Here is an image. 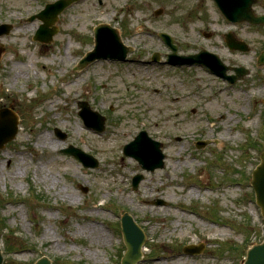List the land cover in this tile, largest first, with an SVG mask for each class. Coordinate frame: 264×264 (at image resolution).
<instances>
[{"label": "rangeland", "instance_id": "1", "mask_svg": "<svg viewBox=\"0 0 264 264\" xmlns=\"http://www.w3.org/2000/svg\"><path fill=\"white\" fill-rule=\"evenodd\" d=\"M51 1L0 0V24L12 26L0 36L5 102L0 108L20 118L14 137L0 148L2 264H33L41 256L52 264H120L124 212L146 236L136 264L158 258L157 264H242L246 250L264 239V219L249 183L264 149V64L256 65L264 50V25L230 24L210 0H102V5L81 0L59 14L58 32L42 44L32 39L40 21L28 18ZM159 8L162 13L155 16ZM252 9L264 13L260 3ZM99 23L118 29L132 48L129 59L98 60L74 70L93 47L92 29ZM227 31L243 39L248 51H230L223 38ZM159 32L174 38L178 53L204 48L250 72L230 85L202 66L174 67L164 58L152 62L153 52H170ZM15 66L25 73L14 79ZM54 92L60 99L49 103ZM10 98L15 107L6 103ZM79 100L105 116L102 132L84 126ZM163 114L177 117L176 124L155 126ZM55 128L65 133L63 139ZM140 130L160 142L162 168L146 171L122 153ZM21 133L32 148L24 158L15 148ZM43 134L57 141L54 150L37 145ZM198 140L205 145L196 148ZM69 145L90 154L98 166L84 167L62 153ZM136 174L142 180L133 190ZM143 194L149 207L164 211L163 219L150 223L152 209L141 205ZM167 198L177 204L168 206ZM13 232L28 243L16 246ZM209 235L213 239L205 241ZM187 243L203 249L183 253Z\"/></svg>", "mask_w": 264, "mask_h": 264}, {"label": "water", "instance_id": "2", "mask_svg": "<svg viewBox=\"0 0 264 264\" xmlns=\"http://www.w3.org/2000/svg\"><path fill=\"white\" fill-rule=\"evenodd\" d=\"M72 0H59L53 4L46 5L45 9L38 14V17L43 19L44 27L46 28L57 16V14ZM218 7L225 15V17L232 22L247 21L250 23H264V15L261 17H255L251 14L250 7L256 0H215ZM9 26H0V33L7 31ZM48 35L45 38L39 36L41 30L38 31L36 38L41 40H48L53 30L47 31ZM161 37L165 43L173 51L168 57L169 63H199L205 64L209 68L213 69L217 74L223 75V69L220 70V61L217 56L200 51L198 54L191 56H176V46L173 45L172 39L166 35L161 34ZM228 46L239 50H247L248 47L243 42H236L232 39L231 34H228ZM95 46L92 51L86 53V55L79 61V68L86 66L95 59L113 58L124 60L129 48L124 46L120 41L118 32L110 28L107 25H99L94 30ZM157 59L155 55L154 60ZM179 61V62H178ZM260 62L264 61V52L260 57ZM238 70V69H237ZM242 70V69H239ZM241 73H244L241 71ZM83 108L80 112L84 122L89 126L102 131L104 126V117L98 115L95 112H91L88 105L85 102L79 103ZM89 113L97 119V123H90L88 121ZM0 121L6 126L4 133L0 134V147L13 138L16 132V117L11 114L7 109L0 112ZM96 122V121H95ZM62 135V134H61ZM63 137V135H62ZM160 144L150 139L144 131H141L133 141L124 146V153L128 156L135 158L144 169L153 170L163 166V154L160 151ZM64 153H68L80 160L84 166L96 167L97 162L91 156L85 155L81 150L72 146L62 150ZM141 175H136L132 179L133 188L136 189L138 182L141 180ZM251 185L255 191L256 203L261 208V214L264 218V152L260 154V163L252 172ZM83 188V191H86ZM121 229L123 234V240L126 246V252L121 260V264H135L141 258V246L144 242V234L141 229L133 222L130 216L124 214L121 218ZM187 253H197L199 249L196 246L190 245L183 249ZM2 262V255L0 250V264ZM35 264H51L47 257H42L37 260ZM243 264H264V241L260 244L253 245L248 251L246 259Z\"/></svg>", "mask_w": 264, "mask_h": 264}, {"label": "bare ground", "instance_id": "3", "mask_svg": "<svg viewBox=\"0 0 264 264\" xmlns=\"http://www.w3.org/2000/svg\"><path fill=\"white\" fill-rule=\"evenodd\" d=\"M15 68H16V70H15L16 72H15V74L13 76L14 79L16 78V76L20 75L22 72L25 73V71H23L21 68H17V66H15ZM49 74H52V73L49 72ZM61 76H63V75H61ZM62 97H65V93L62 94ZM6 103L9 104L11 107H15L16 106V101L13 98H10L9 101L6 102ZM4 104H5V102L0 100V106H2ZM208 109L212 110V108H208ZM176 120H177V117L172 118L171 115H169V114H166V115L163 114L162 117H161V121L160 122L155 121L154 124L157 127H167L169 121H171L174 124H176ZM23 132H24V129H23ZM125 134H126V132H125ZM125 134H122L121 136H125ZM36 139H37L36 143H38L37 145H41L43 147H49L50 150H54L57 147V145H58L57 141L51 139L50 137H48L47 135H44V134L38 136ZM15 148L23 156V158L25 157V154L28 151H31V149H32V148H30V145L26 142V140L22 139V133L19 134L17 136V138L15 139ZM50 152L48 153V156L51 154ZM0 159L2 160L3 157L0 156ZM189 195H191V196L196 195V190L192 188L190 190V192H189ZM148 201H149V197L147 195L143 194L142 196H140L141 205L145 206V208L147 210H148V208L152 209V214L147 216V218L150 221V223H152L153 221H157V220L163 219L164 218V215H163L164 211L161 208H159V207H149L148 206ZM166 202H167L168 206H172V205L177 204L176 202L172 201L170 198H167ZM188 213H190V212H188ZM133 217L135 218V215H133ZM96 232L99 233V234H97L98 237L103 236V234H100V233H103L101 230L96 228L95 229V233ZM212 239L213 238H211V235L206 236L204 238L205 241H210ZM144 250H145V248H144ZM159 261H160V258L152 260V262L150 264H157Z\"/></svg>", "mask_w": 264, "mask_h": 264}, {"label": "trees", "instance_id": "4", "mask_svg": "<svg viewBox=\"0 0 264 264\" xmlns=\"http://www.w3.org/2000/svg\"><path fill=\"white\" fill-rule=\"evenodd\" d=\"M12 241H13V243H14V244H16V241H18V240H17L16 238H14V237H13V240H12ZM6 242H7V240H6ZM6 242H5V244L7 245V243H6ZM8 242H9V240H8ZM18 243H19V244H20V243L22 244V242H21V241H20V242H18ZM18 243H17V244H18ZM5 249H6V251L10 250V248L8 247V245L6 246V248H5Z\"/></svg>", "mask_w": 264, "mask_h": 264}, {"label": "flooded vegetation", "instance_id": "5", "mask_svg": "<svg viewBox=\"0 0 264 264\" xmlns=\"http://www.w3.org/2000/svg\"><path fill=\"white\" fill-rule=\"evenodd\" d=\"M97 2L99 3V4H102V0H97ZM226 65L227 66H238V65H235V64H231V63H226Z\"/></svg>", "mask_w": 264, "mask_h": 264}]
</instances>
